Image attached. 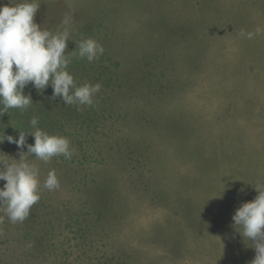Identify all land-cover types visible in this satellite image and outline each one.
<instances>
[{
    "label": "rangeland",
    "instance_id": "rangeland-1",
    "mask_svg": "<svg viewBox=\"0 0 264 264\" xmlns=\"http://www.w3.org/2000/svg\"><path fill=\"white\" fill-rule=\"evenodd\" d=\"M0 180V264H255L264 0H0Z\"/></svg>",
    "mask_w": 264,
    "mask_h": 264
},
{
    "label": "trees",
    "instance_id": "trees-1",
    "mask_svg": "<svg viewBox=\"0 0 264 264\" xmlns=\"http://www.w3.org/2000/svg\"><path fill=\"white\" fill-rule=\"evenodd\" d=\"M71 69L72 70L77 69L76 64ZM130 145L131 144H129L128 146H126L124 148H118V150L120 149V153L126 152V154H127V151L129 150ZM55 146H58V145H55ZM45 148H47V146H45ZM73 155H71V157H73ZM67 157H68V155L66 154V152H63L61 154L60 159L64 160L62 162V165H64V162L67 163L71 159L70 156L68 159H67ZM74 158L76 160V157H74ZM70 162H72V159L70 160ZM125 162L129 163V166H130V164H132L134 162L136 163L135 165H140L144 162V160H139L138 156L135 158H131V156H130V157H128V159ZM103 164L106 165L104 162H103ZM111 171H112L111 167L106 166V170H104V172H96L100 178V181L96 178L98 176H96V173H95L94 174V178H95L94 183L97 185L98 182H101L102 185H104V183L109 184V180L114 182L115 179L112 178ZM105 176H110L112 179H108ZM89 178H91V177H89ZM94 178H91V179H94ZM6 183H7L6 180H4L3 183L0 180V237H1L0 241L6 242L8 244L9 240L14 239L15 236L19 235L18 230L20 228L24 227L27 223L30 225V223L34 222L33 221L35 218L34 213L37 209V207H35V205L37 204V201H39V203H40L41 197L38 198L36 193L24 191L25 188L21 189L19 187L20 184L12 186V185H6ZM7 207H9L10 209L9 208L7 209ZM216 225H219V223H216ZM13 229H14V231H12ZM15 229H16V231H15ZM184 230H185L184 228H178L177 231L179 233V237L181 235H185ZM81 232H84V231H81ZM179 239H182V238H175L174 240L177 242ZM10 246L11 245L7 246L6 251L11 252V250H8V248H10ZM215 247L219 248V246H217V245H215ZM243 258H245V260H247L245 255ZM254 258H255L254 259L255 264H264V251L262 253V256L261 255L260 256L255 255ZM17 263H18V261L15 262V264H17ZM247 263H248V261H247ZM19 264H25V261L23 260Z\"/></svg>",
    "mask_w": 264,
    "mask_h": 264
}]
</instances>
